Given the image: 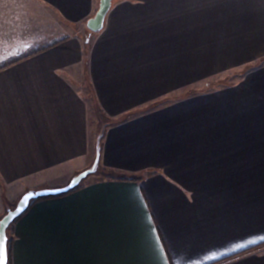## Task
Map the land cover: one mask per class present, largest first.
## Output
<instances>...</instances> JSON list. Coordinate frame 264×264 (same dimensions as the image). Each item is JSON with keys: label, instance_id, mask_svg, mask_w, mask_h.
<instances>
[{"label": "crops", "instance_id": "0c3cea01", "mask_svg": "<svg viewBox=\"0 0 264 264\" xmlns=\"http://www.w3.org/2000/svg\"><path fill=\"white\" fill-rule=\"evenodd\" d=\"M99 3L0 0L12 264H264V0Z\"/></svg>", "mask_w": 264, "mask_h": 264}, {"label": "water", "instance_id": "95a60500", "mask_svg": "<svg viewBox=\"0 0 264 264\" xmlns=\"http://www.w3.org/2000/svg\"><path fill=\"white\" fill-rule=\"evenodd\" d=\"M114 0H100V6L98 11L95 14V18L89 20L87 22V27L92 32H98L101 31L104 22L106 19V15L108 11L112 7V2ZM101 135L99 136L98 144H97V154L93 165L91 168L79 172V174L75 175L71 181L64 187H55V188H44L43 190H31L27 193H25L17 203V206L15 208H8L7 213L2 217L0 220V264H8L9 260V254H8V228L9 226L20 217V215L26 211L30 203L32 201L42 199L43 197H50V196H56L61 194H66L69 191L73 190L74 188L78 187L82 181H84L89 175L92 173H95L99 168V159H100V139Z\"/></svg>", "mask_w": 264, "mask_h": 264}, {"label": "trees", "instance_id": "16d2710c", "mask_svg": "<svg viewBox=\"0 0 264 264\" xmlns=\"http://www.w3.org/2000/svg\"><path fill=\"white\" fill-rule=\"evenodd\" d=\"M82 185V183L78 186V187H76V188H74L73 190H71V191H69L68 193H72V192H74V191H77V190H79L80 189V186ZM68 193H66V194H61V195H56V196H50V197H43L42 199H38V200H44V199H46V198H56V197H59V196H65V195H68ZM32 203H33V201L30 203L31 205L30 206H32ZM30 206H29V208H30ZM28 208V209H29ZM27 209V210H28ZM26 210V211H27ZM26 211H24L21 215H23ZM20 215V216H21ZM18 219H20V217L18 218ZM18 219H16L14 222H16ZM1 220V219H0ZM13 222V223H14ZM12 223V224H13ZM12 224L9 226V228H8V254H9V260H8V264H12V254H11V247H12V237L9 235V232H10V228H11V226H12Z\"/></svg>", "mask_w": 264, "mask_h": 264}, {"label": "rangeland", "instance_id": "374dc122", "mask_svg": "<svg viewBox=\"0 0 264 264\" xmlns=\"http://www.w3.org/2000/svg\"><path fill=\"white\" fill-rule=\"evenodd\" d=\"M233 76H234V75H233ZM233 76H232V74H231L230 77L233 78ZM233 80H235V79H233ZM233 80H232V81H233ZM91 178H92V176H91L90 178L85 179L84 181H82V184H83L84 182L88 181V180L91 179ZM16 206H17V205H16ZM16 206H15V207H16ZM15 207H11V208L13 209V208H15ZM9 235L11 236V232H9Z\"/></svg>", "mask_w": 264, "mask_h": 264}]
</instances>
